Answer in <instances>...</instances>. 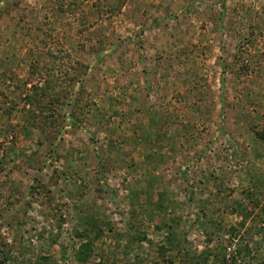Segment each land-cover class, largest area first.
Wrapping results in <instances>:
<instances>
[{"label":"rangeland","instance_id":"rangeland-1","mask_svg":"<svg viewBox=\"0 0 264 264\" xmlns=\"http://www.w3.org/2000/svg\"><path fill=\"white\" fill-rule=\"evenodd\" d=\"M0 264H264V0H0Z\"/></svg>","mask_w":264,"mask_h":264},{"label":"trees","instance_id":"trees-1","mask_svg":"<svg viewBox=\"0 0 264 264\" xmlns=\"http://www.w3.org/2000/svg\"><path fill=\"white\" fill-rule=\"evenodd\" d=\"M43 95V94H42ZM30 103L33 102V99L31 96H28L27 100ZM83 236V235H81ZM93 241H90L87 239L86 242L82 243L81 246L78 248V250L76 251V257L79 260H82L83 262H87L88 259L92 256L93 254V249H92V244Z\"/></svg>","mask_w":264,"mask_h":264},{"label":"crops","instance_id":"crops-1","mask_svg":"<svg viewBox=\"0 0 264 264\" xmlns=\"http://www.w3.org/2000/svg\"><path fill=\"white\" fill-rule=\"evenodd\" d=\"M128 252H129V250H128Z\"/></svg>","mask_w":264,"mask_h":264}]
</instances>
